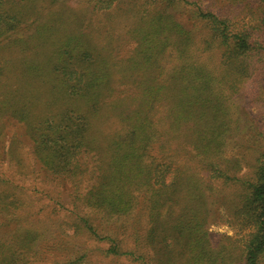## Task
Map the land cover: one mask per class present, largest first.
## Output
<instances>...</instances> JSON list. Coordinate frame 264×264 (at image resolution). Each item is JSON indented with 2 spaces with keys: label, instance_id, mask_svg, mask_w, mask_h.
Returning <instances> with one entry per match:
<instances>
[{
  "label": "trees",
  "instance_id": "16d2710c",
  "mask_svg": "<svg viewBox=\"0 0 264 264\" xmlns=\"http://www.w3.org/2000/svg\"><path fill=\"white\" fill-rule=\"evenodd\" d=\"M41 1L0 0V49L8 50L0 55V156L21 164L16 149L24 137L37 165L72 189L75 235L105 243L107 257L231 262L229 251L216 254L207 243L206 225L221 211L252 228L239 239L237 264H264V131L250 121L245 137L236 134L240 123L228 95L248 76L247 58L263 48L253 32L195 6L189 17L199 36L168 13L176 0H160L134 24L137 44L122 62L83 30L81 19L70 30L61 12L27 34ZM122 1L91 6L107 13ZM215 183L237 190L235 199L222 197L219 211L209 208L219 200ZM14 186L12 179L0 184V264H90V248L64 231L54 235L51 221L28 209Z\"/></svg>",
  "mask_w": 264,
  "mask_h": 264
},
{
  "label": "rangeland",
  "instance_id": "374dc122",
  "mask_svg": "<svg viewBox=\"0 0 264 264\" xmlns=\"http://www.w3.org/2000/svg\"><path fill=\"white\" fill-rule=\"evenodd\" d=\"M123 0L118 3L112 11L107 13H94L92 10V0H42V9L40 13L31 14V18L27 21L26 33L31 34L43 24L48 14L61 12L69 22L68 27L70 30L76 29L75 24L81 19L83 21V30L93 38L95 42L101 44H107L112 49V57L124 62L132 50L135 48L137 42L134 38H131V30L134 24L139 20L143 21L146 18L148 12L151 11L150 3H158L160 0ZM174 7L168 9V13L175 19L183 23L185 26L194 29V31L200 36L201 33L199 26L194 25V21L190 19V11L195 6H200L203 10L214 12L215 14L228 17L232 21V28L236 29H250L255 35V38L251 37V40H255L257 45L261 44L263 48L258 47V51L253 52V56L248 57V64L250 72L248 76L241 79V83L236 90L228 91V95H231V99L236 104V108L233 118H237L240 123V132L242 137H245L244 127L249 125L250 121H255L260 125L262 131H264V53L260 50L264 49V32L258 30V24L256 21L257 15L260 11L263 12L261 4L264 7V1L261 0H188V2L182 0H176ZM135 28V27H134ZM5 52V56L8 55V50L2 51L0 49V55ZM210 52L209 54H211ZM210 60L213 64H216L217 57L214 54ZM202 61H207V57L203 54L201 56ZM200 60V61H201ZM249 132V131H248ZM233 134L234 138L238 135ZM231 136V139H232ZM5 146L2 150L6 153L8 146L11 144V135L8 134L4 138ZM3 145V144H2ZM17 155L21 159V164L14 159H11L7 154H1L0 158V184L3 185V181L6 179H12L18 187L14 186L19 194V197L24 200L25 203H31V206H27L33 212H41L37 215L43 222L51 221L54 235L63 231L68 235H72L71 241L76 243L80 241L85 246L90 248L89 259L90 264H137L131 262L124 257L113 258L105 256L103 249H105V243H98L93 239H89L85 234L75 235L73 231V219L71 214V203L74 200L72 189L66 183H59L57 179L48 175L43 171L39 165L35 162L31 146L24 137H20L18 142ZM246 171L243 168L240 174ZM14 185L12 182H10ZM89 183V182H87ZM9 184V183H8ZM22 188V189H19ZM237 190L235 187L227 185L214 184V197H219V200L213 205H209L210 209L217 208L218 211L222 203V197H230L233 199L236 197ZM55 201V203H54ZM228 204V203H225ZM65 207V208H63ZM39 208H43L41 211ZM61 209L60 214H51L46 217V213L49 210ZM67 209V211L65 210ZM177 209V207H175ZM45 213V215H44ZM214 215L210 219V223L206 226L210 239L208 240V248L212 249L216 254L221 249H225L230 252L231 262L226 264H237L236 261L238 253L239 239L244 237L246 233L251 231V226L243 227L242 224L236 221V217L231 213L229 216ZM65 221L66 224H65ZM72 221V223H71ZM42 222V223H43ZM71 223V224H70ZM180 247H174L173 253H179ZM164 256L158 254L157 259ZM235 259V260H234ZM234 261V262H233ZM49 261H45L44 264H48ZM221 262H212L208 264H220ZM157 264H160L158 262Z\"/></svg>",
  "mask_w": 264,
  "mask_h": 264
}]
</instances>
